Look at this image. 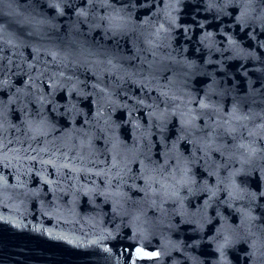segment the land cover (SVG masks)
Masks as SVG:
<instances>
[{"label": "water", "instance_id": "obj_1", "mask_svg": "<svg viewBox=\"0 0 264 264\" xmlns=\"http://www.w3.org/2000/svg\"><path fill=\"white\" fill-rule=\"evenodd\" d=\"M0 264H264V0H0Z\"/></svg>", "mask_w": 264, "mask_h": 264}]
</instances>
